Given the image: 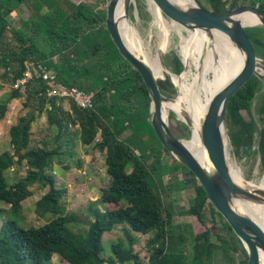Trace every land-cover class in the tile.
Returning a JSON list of instances; mask_svg holds the SVG:
<instances>
[{
	"label": "trees",
	"instance_id": "16d2710c",
	"mask_svg": "<svg viewBox=\"0 0 264 264\" xmlns=\"http://www.w3.org/2000/svg\"><path fill=\"white\" fill-rule=\"evenodd\" d=\"M30 1L0 0V42L6 43L4 38L11 32L19 43V48L14 51H0V66L5 68L3 76L12 74L11 80L16 83L23 76L26 61L41 62L56 71L59 81L87 91L95 90V106L84 109L70 103L66 109L63 100L47 96L51 85L38 75L25 85L13 88L11 97L24 98V107L31 108L11 125L12 148L0 154V202L9 205V216L0 228V264H48L55 253L69 264H144L135 250L137 238L133 232H154L148 241L152 247L148 264H215L218 247L226 252L231 249L241 251L245 256L241 264H247L248 253L244 245L209 201L195 174L159 140L150 119L149 91L139 71L113 42L106 27L107 10L97 14L85 2L33 0L37 17H51L52 20L41 24L37 18H32V33L29 34L13 26L7 16L21 4L30 5ZM208 2L217 13H225L238 5H257L264 9V0ZM246 31L257 55L264 58V26L247 27ZM39 38L47 49H43ZM179 39L181 55L184 59L189 57L186 75L195 83L202 71L210 66L207 52L199 45L194 46L185 36ZM89 58L94 61L86 65L83 61ZM175 62V70L180 71L182 61L176 57ZM186 75L181 76L184 81ZM222 82L219 62L217 69L202 78L200 91L211 99ZM168 84L176 92L173 82L169 80ZM257 97L260 126L252 112ZM244 111L249 114L248 118ZM8 113V104L0 103V122ZM43 113L49 124L58 129L53 147L49 142V128L33 137L32 124ZM72 126L79 127L78 133L71 131ZM128 128L131 133L122 139L121 133ZM183 128L185 132L187 126L183 125ZM228 134L237 153L257 145L256 151L264 168V82L255 75L230 99ZM74 136L83 144L105 152L110 177V183L102 188L101 197L110 205L103 210L91 209L93 220L87 222L89 227L83 232L73 229L79 215L65 212L62 200L66 190L56 185L55 175L49 171L54 158L66 154L62 148L70 147ZM33 138L38 143L36 147L31 145ZM166 156H171L191 173V178L185 182L192 184L189 188H192L193 196L185 211L196 215L206 226L200 233L191 231L194 244L190 258L185 252L172 250V237L176 235L172 233L174 213L164 201L159 185H162L163 176L159 171L164 167ZM15 166L24 167L26 174L9 184L5 170ZM158 173L159 178L156 177ZM34 186L46 190L35 203L36 213L39 217L50 214L51 218L40 226L25 227L21 224L23 201L34 195ZM207 206L214 209V219L209 226L205 219ZM3 211L0 206V215ZM117 225H121L128 245L122 240L113 243V254L105 257L103 235ZM219 228L228 236H223ZM177 233L180 240H185L182 229ZM214 237L219 242L214 241Z\"/></svg>",
	"mask_w": 264,
	"mask_h": 264
},
{
	"label": "rangeland",
	"instance_id": "374dc122",
	"mask_svg": "<svg viewBox=\"0 0 264 264\" xmlns=\"http://www.w3.org/2000/svg\"><path fill=\"white\" fill-rule=\"evenodd\" d=\"M75 3L85 2L90 5L92 9L96 11L97 14L107 10V6L110 0H72ZM199 4L203 5L205 8L211 9V5L208 0H196ZM229 2L231 0H228ZM192 2H194L192 0ZM30 5L21 4L18 9L12 14L8 15L7 18L9 22L15 26L17 29H21L29 34L32 33V18H37L41 24H45L47 20H52L51 17H37V8L30 1ZM154 5V13L158 24L163 26V15L158 13L157 6ZM47 7V6H43ZM48 8V7H47ZM49 11V10H48ZM121 11H124V6ZM128 16L131 18L133 25L137 28V32L140 35L144 45L150 47L152 53H157V39H158V29L153 24L154 14L151 10L148 0H131L128 10ZM168 18V17H167ZM102 24V23H101ZM253 27V26H252ZM39 35V34H37ZM173 37V35H172ZM174 44L168 47L164 52V60L166 67L174 75L179 76L187 74L188 67L186 61L180 52V39L177 35H174ZM6 43L0 42V51L11 52L14 49L19 48L18 41L12 36L11 32H7L4 38ZM43 49H47L44 41L39 38ZM154 40V41H153ZM1 57V55H0ZM178 57L182 61V67L180 71H176L175 58ZM94 59H85L83 62L86 65H90L91 61ZM54 70V69H53ZM5 68L0 66V103H7L9 107V113L6 118L0 122V154L5 150L11 149V137H10V127L12 124L16 123L18 117L24 115L28 109L31 107H24V98L13 99L11 97V92L13 88L17 87V82L14 83L11 79L12 74H8L7 77L3 76ZM173 80L175 76H172ZM169 80H173L166 75L165 78L160 79V85L164 95L170 98L176 99L180 92H192L194 90V81L192 78L186 75V80L175 81L176 92L172 90L169 86ZM95 92V90H93ZM96 93V92H95ZM170 101H174L169 99ZM66 109H69L70 103L67 101L63 102ZM259 99L258 97L254 100L253 104V115L256 118L258 125L260 126L259 113H258ZM245 116L248 118L249 114L244 111ZM33 137H36L45 128H49V142L53 147L56 142L54 141V136L57 134L58 129L56 126L49 124L47 120L46 113L41 114L33 122ZM169 125L173 133L183 139H188L191 136V128L187 126L178 115L171 111L169 114ZM183 125L187 126L184 132ZM71 131L73 133H78V126H72ZM131 133L128 128L120 137L122 139L126 138ZM73 139L72 143H69L70 147L63 146V151L66 153L64 155L56 156L49 168V171L55 175L56 185L62 187L66 190L63 197L62 203L65 207V212L72 213L75 212L79 215L78 222L74 225L73 229L79 232L87 230L89 227V220H93L91 214V209L100 208L104 209L107 205L102 201V188L110 183V177L107 173V165L105 162V152H101L96 149L93 145L83 144L79 138L71 137ZM31 143L32 146L36 147L38 145L36 138ZM255 145L252 149L243 148L237 153L234 147L230 144V139H228V153H229V163L233 168H238L242 171L244 177L248 181H253L255 184H261L264 180V168L261 164V159L259 153L256 151ZM150 159L149 162H151ZM131 169V166L128 167ZM182 164L172 159L171 156H166L164 159V167L160 169V174L162 176V185H160V193L163 196L164 201L170 205L174 213L173 221V234H178V230L182 229V234L185 240H180L176 235L172 237L173 244L172 250L176 252H185L190 258L193 252L194 239L192 233H200L205 230L204 226L196 215H192L186 212L189 208V199L193 196L192 184L185 182L191 178V173ZM26 174V169L24 167L15 166L10 169L5 170V175L7 176L9 184L15 183L21 177ZM159 178V173L156 175ZM182 182V185L180 183ZM173 185V186H172ZM170 186V187H169ZM46 190H42L37 186H34V195L28 197L23 201L22 215L23 219L21 224L25 227L31 225L40 226L46 223L51 215L48 214L45 217H39L35 210L36 201L43 195ZM125 205V204H124ZM0 206L3 207V212L0 215V228L3 222L7 220L9 216L8 204L0 202ZM186 210V211H185ZM214 209L211 206H207L205 209V219L207 225L209 226L214 219ZM50 217V218H49ZM177 230V231H175ZM219 232L223 236L227 237L228 234L222 228H219ZM137 238V243L135 244V250L140 254L141 259L144 264H148L149 256L152 251V247L149 245L148 241L153 237L154 232H149L147 234H142L138 232H133ZM214 241L219 242L215 237ZM124 241L127 246V239L123 234V229L121 225H117L112 231L106 232L103 235V245H104V256L109 257L112 253V244L119 241ZM217 245L219 243H216ZM245 256L241 251L231 249L228 252L224 251L222 248L218 247L215 250V264H241ZM48 264H69L61 259L60 255L55 253L52 260ZM125 264H133L132 262H127Z\"/></svg>",
	"mask_w": 264,
	"mask_h": 264
},
{
	"label": "water",
	"instance_id": "95a60500",
	"mask_svg": "<svg viewBox=\"0 0 264 264\" xmlns=\"http://www.w3.org/2000/svg\"><path fill=\"white\" fill-rule=\"evenodd\" d=\"M120 0H110L107 6L106 27L119 52L139 71L151 97L150 119L163 146L196 176L208 194L209 201L225 217L248 253L247 264H262L264 254V227L248 213L237 207L238 200L264 204V180L259 185L243 186L233 177L228 153V108L231 97L253 75L264 82V58L257 55L246 31L247 27L264 26V9L257 5H238L225 13H217L201 6L196 0L182 6L173 0H153L161 13L188 29H219L225 32L244 55L241 70L211 97L200 125V135L207 149L212 168L208 170L193 155L184 139L176 136L164 115L163 104L174 98L167 97L150 66L126 43L116 18ZM131 0H126L128 14ZM252 12L258 17L255 24H246L240 15ZM160 61L166 67L164 52ZM169 76L166 72L163 78ZM161 78V79H163ZM175 85V81H172ZM190 127L187 115L182 120Z\"/></svg>",
	"mask_w": 264,
	"mask_h": 264
},
{
	"label": "bare ground",
	"instance_id": "6f19581e",
	"mask_svg": "<svg viewBox=\"0 0 264 264\" xmlns=\"http://www.w3.org/2000/svg\"><path fill=\"white\" fill-rule=\"evenodd\" d=\"M151 10L154 14L153 24L158 29L157 39V53L153 54L151 48L144 45L140 35L134 28L131 18L126 13V0H120L117 10L116 18L120 24V30L127 45L138 54L152 69L154 75L161 79L166 72L175 76V81H182L181 73L179 76L174 75L170 70L165 67L160 61V53L165 52L169 46L174 44V35L187 37L192 44L202 47L208 55L210 66L204 69L198 79L194 83V90L192 92H180L174 101L167 100L163 104L164 115L166 120L169 121V114L174 111L178 118L183 120L188 118L191 136L184 139L187 147L193 155L200 161V163L210 170L212 168L211 162L208 157L207 149L204 146L201 135L200 125L205 111L208 108L210 98L200 91V83L202 78L207 76L210 72L218 68L221 62V74L223 76L222 86L226 84L232 77H234L242 68L244 63V55L238 50L236 45L230 40L229 36L219 29L205 30L202 28L188 29L180 23L167 18L163 14V26L158 24L154 13V1L148 0ZM182 6L189 5L192 0H173ZM156 5V4H155ZM124 6V11H121ZM157 6V5H156ZM159 15L161 11L157 6ZM242 21L246 24H255L258 21L256 14L246 12L240 15ZM173 35V37H172ZM154 41V40H153ZM148 51V54H147ZM149 55V57H148ZM187 67L189 66V57L185 59ZM221 86V87H222ZM231 171L235 181L243 186L259 185L253 181H248L242 171L238 168L231 166ZM261 183V182H260ZM237 207L252 216L258 223L264 227V204L253 203L244 200L237 201ZM262 264H264V254H262Z\"/></svg>",
	"mask_w": 264,
	"mask_h": 264
},
{
	"label": "built area",
	"instance_id": "2783aa9c",
	"mask_svg": "<svg viewBox=\"0 0 264 264\" xmlns=\"http://www.w3.org/2000/svg\"><path fill=\"white\" fill-rule=\"evenodd\" d=\"M36 75L41 76L51 85L46 92L48 97H57L58 100L74 103L84 109L95 106V92L81 89L75 85L69 86L59 81L56 71L41 62L26 61L23 76L17 80V85H25Z\"/></svg>",
	"mask_w": 264,
	"mask_h": 264
}]
</instances>
